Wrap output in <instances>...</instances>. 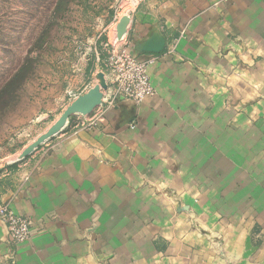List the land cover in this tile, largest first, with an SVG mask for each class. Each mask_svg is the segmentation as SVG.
<instances>
[{
	"label": "crops",
	"instance_id": "crops-1",
	"mask_svg": "<svg viewBox=\"0 0 264 264\" xmlns=\"http://www.w3.org/2000/svg\"><path fill=\"white\" fill-rule=\"evenodd\" d=\"M132 20L142 58L165 45L154 95L53 142L6 199L31 235L0 220V264H252L216 242L230 227L264 264V0H146Z\"/></svg>",
	"mask_w": 264,
	"mask_h": 264
},
{
	"label": "rangeland",
	"instance_id": "rangeland-1",
	"mask_svg": "<svg viewBox=\"0 0 264 264\" xmlns=\"http://www.w3.org/2000/svg\"><path fill=\"white\" fill-rule=\"evenodd\" d=\"M144 1L0 0V206L56 139L89 130L119 101L112 72L119 52L141 61L163 52L165 45L142 58L146 50L130 43ZM242 233L230 227L216 242L262 264L261 237L250 236L249 246Z\"/></svg>",
	"mask_w": 264,
	"mask_h": 264
},
{
	"label": "built area",
	"instance_id": "built-area-1",
	"mask_svg": "<svg viewBox=\"0 0 264 264\" xmlns=\"http://www.w3.org/2000/svg\"><path fill=\"white\" fill-rule=\"evenodd\" d=\"M153 60L152 56H149L145 61H141L125 51L118 53L112 68L115 99L118 97L139 104L146 97L154 95L155 89L147 72L148 64ZM95 125V121L89 123V127ZM0 220L6 225L9 242L17 244L30 238L31 222L28 217L13 212L6 205H1Z\"/></svg>",
	"mask_w": 264,
	"mask_h": 264
},
{
	"label": "water",
	"instance_id": "water-1",
	"mask_svg": "<svg viewBox=\"0 0 264 264\" xmlns=\"http://www.w3.org/2000/svg\"><path fill=\"white\" fill-rule=\"evenodd\" d=\"M123 22H124V23H122V25H121V26H120V28H119V29H120L119 33H122V32H123V30H124V27H125V25H126V23H125V22H126V20H125V19L123 20ZM157 51H159V50L152 51V52H157ZM80 103H81V102H80ZM80 103H79V104H80Z\"/></svg>",
	"mask_w": 264,
	"mask_h": 264
}]
</instances>
